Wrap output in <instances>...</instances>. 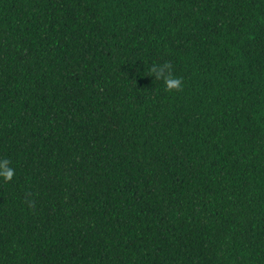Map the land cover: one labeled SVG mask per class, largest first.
<instances>
[{"label": "trees", "instance_id": "trees-1", "mask_svg": "<svg viewBox=\"0 0 264 264\" xmlns=\"http://www.w3.org/2000/svg\"><path fill=\"white\" fill-rule=\"evenodd\" d=\"M5 157L0 264H264V0H0Z\"/></svg>", "mask_w": 264, "mask_h": 264}, {"label": "clouds", "instance_id": "clouds-1", "mask_svg": "<svg viewBox=\"0 0 264 264\" xmlns=\"http://www.w3.org/2000/svg\"><path fill=\"white\" fill-rule=\"evenodd\" d=\"M148 76H153L155 80L162 81L165 91L180 92L183 90V78L174 75V68L171 62L153 63L148 69ZM15 176V168L12 167V161L8 158H0V178L9 182ZM32 206V202H29Z\"/></svg>", "mask_w": 264, "mask_h": 264}]
</instances>
